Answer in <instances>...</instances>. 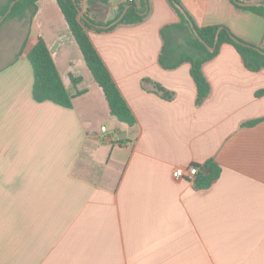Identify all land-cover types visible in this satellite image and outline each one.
<instances>
[{"label":"crops","instance_id":"0c3cea01","mask_svg":"<svg viewBox=\"0 0 264 264\" xmlns=\"http://www.w3.org/2000/svg\"><path fill=\"white\" fill-rule=\"evenodd\" d=\"M130 1L81 8L108 21ZM181 2L199 26L263 45L264 16L233 0ZM179 20L168 0H150L142 22L88 31L133 126L110 114L55 0L2 24L0 264H264V68L247 69L223 44L203 66L211 90L197 103L191 64L159 62L161 29ZM41 37L71 92L87 90L71 108L33 96L28 53ZM211 159L221 173L208 188L173 176Z\"/></svg>","mask_w":264,"mask_h":264},{"label":"trees","instance_id":"16d2710c","mask_svg":"<svg viewBox=\"0 0 264 264\" xmlns=\"http://www.w3.org/2000/svg\"><path fill=\"white\" fill-rule=\"evenodd\" d=\"M13 0H5L0 6V18L8 11ZM41 0H19L17 1L11 12L7 15L2 24L11 18L21 17L25 13H30L33 17L38 10V3ZM67 21L69 28L83 54L88 68L91 70L97 84L102 88L107 100L110 114L119 121L130 126L136 124L137 120L130 106L125 100L119 87L114 81L111 72L105 64L103 58L99 54L88 31L95 30L97 32L109 31L119 24H137L142 22L150 12V0H139V2L130 1L121 6L119 13L108 21L97 20L93 18L88 10L84 13L90 20L87 21L79 15L78 9L73 0H55ZM81 7L82 0H76ZM111 0H88L89 6L94 3H101L108 6ZM171 6L177 11L180 20L176 23L166 24L161 29L163 39L162 50L159 55L160 64L166 69H175L185 62L191 64V76L197 86V103H201L209 95L211 86L204 72V64L214 58L220 51L221 46L225 43L232 44L239 54L243 57L247 69L257 72L264 68V53L258 48L264 50V42L262 46L247 42L236 36L228 26L225 25H206L199 26L189 11L182 4L181 0H168ZM243 0H233L237 7L241 9L251 10L261 16H264V6H243L240 4ZM264 3V0H258ZM177 2L185 10L189 19L175 5ZM127 11L121 21L107 29L97 27L95 24H110L121 15L127 7ZM194 27H192V24ZM220 30L219 41L215 50L210 51L207 45H214L217 31ZM196 32L198 35H196ZM235 36L239 41L235 40ZM203 41H202V40ZM28 59L32 64L34 72L33 96L35 100L53 101L63 107H73V99L76 95L83 94L87 90H78L76 93L65 85V82L59 72L56 62L53 58L44 38H39L35 46L28 53ZM82 80L81 77H72L74 85ZM159 91L163 92V96L167 99L173 97V93L156 83ZM260 119L249 121L247 124H255ZM198 167V173L194 181L198 188H208L213 181L220 176L221 167L218 163L211 159L203 165L195 164ZM209 168V172L205 173V168Z\"/></svg>","mask_w":264,"mask_h":264},{"label":"water","instance_id":"95a60500","mask_svg":"<svg viewBox=\"0 0 264 264\" xmlns=\"http://www.w3.org/2000/svg\"><path fill=\"white\" fill-rule=\"evenodd\" d=\"M19 1V0H13L12 3L10 4L9 6V9L8 11L0 18V25L1 23L4 21V19L7 17V15L11 12L14 4ZM77 9H78V12H79V15L81 17H83L84 19H86L87 21L90 22V20L87 18V16L85 15L83 9L78 5L77 1L76 0H73ZM240 4L243 5V6H264V3L261 2V1H240ZM175 5L178 7V9L189 19V16L187 15V13L185 12V10L181 7V5H179L177 2H175ZM129 6H127L124 11L121 13V15L119 17H117L112 23L110 24H95L97 27H100V28H103V29H107L109 28L110 26L112 25H115L117 23H119L121 21V19L123 18V16L125 15L127 9H128ZM112 14L115 15V12L112 10ZM192 27H194L193 23L191 24ZM220 30L219 29L217 31V34L215 36V41H214V45H207L208 49L210 51H213L215 50L216 48V45L218 44V41H219V34H220ZM196 35H198V33L196 32ZM235 40L239 41V39L235 36H232ZM202 40V39H201ZM203 41V40H202ZM258 50L262 53H264V50H262L261 48H258ZM205 173H207L209 171V168H205Z\"/></svg>","mask_w":264,"mask_h":264},{"label":"built area","instance_id":"2783aa9c","mask_svg":"<svg viewBox=\"0 0 264 264\" xmlns=\"http://www.w3.org/2000/svg\"><path fill=\"white\" fill-rule=\"evenodd\" d=\"M102 132H106V126H102ZM198 173V167L195 165H190L188 167H177L174 172L173 176L177 180H181L183 178H188L190 181H195L196 175Z\"/></svg>","mask_w":264,"mask_h":264},{"label":"rangeland","instance_id":"374dc122","mask_svg":"<svg viewBox=\"0 0 264 264\" xmlns=\"http://www.w3.org/2000/svg\"><path fill=\"white\" fill-rule=\"evenodd\" d=\"M4 1L5 0H0V6L4 3ZM18 18V17H17ZM11 19H13V18H11ZM8 20H10V19H8ZM6 22V21H5Z\"/></svg>","mask_w":264,"mask_h":264}]
</instances>
